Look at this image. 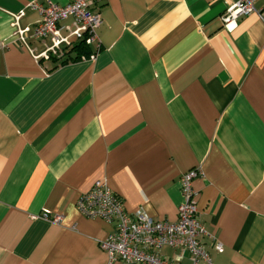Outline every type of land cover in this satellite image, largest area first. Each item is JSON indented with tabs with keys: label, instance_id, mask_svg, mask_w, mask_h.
Returning <instances> with one entry per match:
<instances>
[{
	"label": "crops",
	"instance_id": "1",
	"mask_svg": "<svg viewBox=\"0 0 264 264\" xmlns=\"http://www.w3.org/2000/svg\"><path fill=\"white\" fill-rule=\"evenodd\" d=\"M69 1L0 0V264H128L78 198L105 180L127 212L172 221L193 169L212 262L264 264V20L223 26L238 0H103L89 54L36 58L50 42L30 4Z\"/></svg>",
	"mask_w": 264,
	"mask_h": 264
},
{
	"label": "built area",
	"instance_id": "2",
	"mask_svg": "<svg viewBox=\"0 0 264 264\" xmlns=\"http://www.w3.org/2000/svg\"><path fill=\"white\" fill-rule=\"evenodd\" d=\"M101 1L70 0L63 5L49 2L45 6L32 2L30 7L40 11V19L31 30L32 36L50 42L36 58L63 54L78 41L87 44L98 41L97 29L102 23V17L97 4ZM252 12H257L264 20V15L255 9L254 0H238L225 9L221 21L223 26L232 28L237 18ZM68 17L72 19V27L61 24ZM29 30L17 28L19 38L24 41ZM198 175H202L201 170L193 169L180 177L184 201L177 207V216L172 221L154 219L143 211L127 212L120 197L109 188L105 180L94 181L91 189L78 198L76 206L87 217L114 223L113 231L101 242L111 263L179 264L160 254L159 251L167 246L187 253L190 264H214L202 239H211L213 249L217 252H222L223 246L205 229L199 218L197 193L191 185L192 179Z\"/></svg>",
	"mask_w": 264,
	"mask_h": 264
},
{
	"label": "trees",
	"instance_id": "3",
	"mask_svg": "<svg viewBox=\"0 0 264 264\" xmlns=\"http://www.w3.org/2000/svg\"><path fill=\"white\" fill-rule=\"evenodd\" d=\"M83 44H84V41H79V43L76 44L73 48L71 47V48L66 49L63 52V54L69 55L71 50H75L76 51V58H74V60H76L78 58L77 56H79V55L89 54L90 50L86 46H84ZM66 61H67V59H64L61 63L66 62Z\"/></svg>",
	"mask_w": 264,
	"mask_h": 264
}]
</instances>
